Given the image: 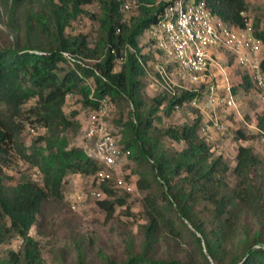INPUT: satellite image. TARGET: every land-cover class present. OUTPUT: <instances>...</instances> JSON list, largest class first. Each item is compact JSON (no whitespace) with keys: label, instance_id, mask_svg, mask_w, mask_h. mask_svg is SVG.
Returning a JSON list of instances; mask_svg holds the SVG:
<instances>
[{"label":"trees","instance_id":"trees-1","mask_svg":"<svg viewBox=\"0 0 264 264\" xmlns=\"http://www.w3.org/2000/svg\"><path fill=\"white\" fill-rule=\"evenodd\" d=\"M125 1L12 0L9 6V19L17 35L12 44L0 47V159L7 162L10 151L18 149L38 167L42 182L23 178L15 186H0V218L5 220L0 236L12 231L23 238L22 248L9 250L0 264H44L39 242L30 234L37 215L48 200L64 198L62 187L68 174L92 176L98 168L97 161L82 147L71 145L67 132L77 131L81 123L76 111L67 114L64 110L70 94L81 95L83 105L91 109L98 108L105 96L110 102L119 98L129 102L130 116L117 133L137 163V188L146 192L148 223L143 226L142 250L120 264H186L153 255L162 229L174 231L172 216L186 226L185 221L193 225L196 231L191 232L205 264H213L211 259L215 264H264V193L256 183L261 177V156L252 146L239 145L231 184L227 180L230 163L211 150L200 117L166 128L155 124L156 119L162 120L160 109L168 115L202 94L189 88H178L175 93L164 89L148 104L144 80L148 57L140 38L159 22L174 0H137L138 13L129 20L120 12ZM205 1L214 14L234 26L244 27L249 21L246 0ZM95 2L100 7L98 14L92 13L99 23L98 40L92 43L87 34H67V27L82 14L84 6ZM254 27L264 43V24L258 20ZM65 51L95 61L64 68L61 64H68ZM122 55L126 59L119 63ZM262 66L264 69V61ZM240 84L255 86L251 73L244 72L242 80L232 85L234 93ZM32 99L35 103L25 113L23 106ZM25 121L46 129L30 146L20 138ZM258 126L264 132V115L258 117ZM164 136L186 146L171 152L162 141ZM115 188L112 182L102 184L107 195H116ZM124 201L119 196L99 204L112 215L116 203ZM250 216L255 221L252 229L245 224ZM78 255L77 264H86L81 249ZM105 264L118 263L107 259Z\"/></svg>","mask_w":264,"mask_h":264},{"label":"rangeland","instance_id":"rangeland-1","mask_svg":"<svg viewBox=\"0 0 264 264\" xmlns=\"http://www.w3.org/2000/svg\"><path fill=\"white\" fill-rule=\"evenodd\" d=\"M12 0H0V47L12 44L17 32L13 28L9 16V6ZM130 4L129 9L121 8L120 12L124 20H129L138 13V1L126 0ZM248 9L246 16L253 25L259 20L264 24V0H246ZM137 5V6H136ZM81 15L71 21L66 29L67 34H87L89 40L94 43L99 38V23L92 13L100 11L97 2L84 6ZM230 27L233 24L226 21ZM254 30L256 31L255 27ZM142 51L148 57L144 80L146 84V100L151 104L152 98L168 87L191 88L186 78H180L176 74L174 61L162 54L146 33L140 38ZM218 58L223 66L230 71L232 84L242 80V75L248 69L240 63V54H236L226 46L217 50ZM264 59V47L262 48ZM64 68L69 64L62 63ZM120 65L117 66V70ZM217 83L222 86L221 76H216ZM89 83L93 80L89 79ZM236 104L234 106H217L214 108H201L193 106L190 102L184 103L170 114H164L160 109L162 120L156 119L158 127L178 126L192 123L201 118L202 133L210 142L211 150L215 155L222 154L230 163L231 170L227 180L233 184L235 176L233 169L236 165V152L241 144L252 146L255 153L261 156L263 163L260 168L261 177L256 178L258 187L264 193V132L258 126V117L264 115V92L256 86L249 88L239 85L235 89ZM81 95L71 96L67 99L64 110L67 114L77 112L76 118L81 127L77 131L70 129L67 133L71 145L84 148L86 128L92 109L83 105ZM205 99L203 100V102ZM35 103V99L28 101L23 107L24 112ZM205 106V103L202 105ZM162 108V107H161ZM26 116V115H25ZM24 116V117H25ZM130 116L129 102L125 98H119L111 102L108 115L104 117L107 129L118 131ZM218 118L224 123L225 129H218L210 120ZM46 129L40 125L24 122V128L20 135L21 141L30 146L40 135L45 134ZM162 141L171 152L183 149L185 142H177L168 136L162 137ZM8 161L0 159V186L8 188L17 185L23 178H31L42 182L40 174L36 173L38 167L33 166L22 157L18 149H12L8 155ZM138 167L134 159L129 157L121 167V175L124 176L126 187L116 186V195L111 196L94 194L98 191V184L94 177L79 173H70L63 182L64 198L61 200H48L42 211L37 215V222L31 227L30 234L39 242L44 259V264H77L81 249L84 253L86 264H105L107 259L114 260L118 264L126 260L132 254L140 252L144 241L143 226L148 223L146 217L144 197L146 192L137 188ZM115 187V186H114ZM131 187V189H128ZM102 190V188H101ZM123 197L124 202H117L114 213L111 215L103 208L99 201L105 198L114 200ZM245 218V217H244ZM174 231L163 228L161 236L153 250L157 258L179 260L186 264H205L204 256L198 250L197 243L191 230L196 231L189 221L187 226L177 216H172ZM0 218V225L4 224ZM245 224L252 229L255 221L252 216L245 219ZM7 228L10 222L6 221ZM208 229L212 226L206 222ZM222 226V224H220ZM173 230V229H172ZM236 241V239H235ZM23 246V238L7 231L0 236V260L5 258L9 250H20ZM235 246L233 245V249ZM212 263L215 264L214 260Z\"/></svg>","mask_w":264,"mask_h":264},{"label":"built area","instance_id":"built-area-1","mask_svg":"<svg viewBox=\"0 0 264 264\" xmlns=\"http://www.w3.org/2000/svg\"><path fill=\"white\" fill-rule=\"evenodd\" d=\"M123 8L129 9L130 4L125 1ZM147 34L164 55L174 61L177 76L186 78L192 84L189 89L202 94L201 97L197 94L190 102L195 107L203 110V107L210 109L236 104L230 71L223 66L216 54L222 46L240 54L241 65L248 67L245 72L251 73L254 85L264 92V43L256 36L249 21L244 27L232 28L211 11L205 0H174L166 6L163 17ZM63 57L69 65L76 68L95 61L69 51L63 52ZM125 59L122 55L118 62L123 63ZM95 71L99 74L98 70ZM217 75L221 76V87L217 83ZM167 89L175 93L171 86ZM71 96L72 94L69 95ZM204 103L205 106H202ZM110 106V99L105 96L101 98L98 108L92 109L85 134L87 143L83 148L98 163L97 170L91 176L98 184V191L94 192L98 195L105 193L101 190L105 182H112L115 187L127 188L125 178L121 175V167L129 158L130 151L121 143V136L117 132L107 129L104 117L108 115ZM210 121L218 129H225L224 123L218 118ZM36 173L41 175L39 169Z\"/></svg>","mask_w":264,"mask_h":264}]
</instances>
